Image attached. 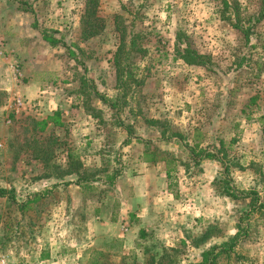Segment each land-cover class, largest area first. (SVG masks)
<instances>
[{
  "label": "rangeland",
  "instance_id": "obj_1",
  "mask_svg": "<svg viewBox=\"0 0 264 264\" xmlns=\"http://www.w3.org/2000/svg\"><path fill=\"white\" fill-rule=\"evenodd\" d=\"M96 1L92 14L87 0H0V14L14 21L0 25L2 32L6 27L15 35L21 26L26 37L20 45L37 49L1 50L6 85L0 86V256L38 264L43 252L58 248L57 261L46 264H86L97 249L78 252L73 244L88 240L87 217L101 200L109 212L117 210V183L83 196L68 176H56L67 149L87 175L104 178L132 169L145 146L150 157L175 159L170 166L186 162L187 168L172 170L175 202L165 221L134 234L135 247L109 250L107 264H195L212 247L213 264H264V181L258 168L249 169L255 177L236 174L223 159L211 182L198 181L196 158L203 152L184 146L202 116L197 110L203 95L209 91L211 99L228 80L239 52L255 50L256 61L264 58V0ZM236 21L249 29L248 38L232 26ZM87 22L100 29L96 35H87ZM132 36L139 49L121 51L128 87L119 89L114 54L121 39L128 43ZM184 41L209 54V63H184L177 50ZM248 72L242 68L240 78H255ZM30 79L39 85L34 94L25 93ZM36 149L50 151L49 159L42 151L44 158H36Z\"/></svg>",
  "mask_w": 264,
  "mask_h": 264
},
{
  "label": "crops",
  "instance_id": "obj_2",
  "mask_svg": "<svg viewBox=\"0 0 264 264\" xmlns=\"http://www.w3.org/2000/svg\"><path fill=\"white\" fill-rule=\"evenodd\" d=\"M13 23L14 21L7 20L5 14H0V25L5 26ZM20 28L15 29V35H13V30L7 32L6 27L3 32L0 29V52H3L1 50L5 52L6 50H37L31 45H27L26 42L20 45L22 42L20 38L26 37L22 31H19ZM252 53H255V50L239 52L240 58H236L231 63L233 68L229 73L228 80L226 82L223 80V84L216 86L218 89L213 90L211 99L208 98L209 91H207L200 101L197 111L202 116L197 126L192 129L191 137L184 142V146L188 150L191 147L190 150L193 152L202 151L201 157L205 154L202 158L200 156L199 159L196 158L199 166L196 173L198 181L211 182V177L217 173L215 168L218 169L222 165L218 162L223 159L231 171L240 175L255 177L256 175L249 169L257 167L259 176L264 181V58L258 57L259 59L256 61ZM3 55H5L4 52ZM257 55L259 54L257 53ZM1 59L0 57V61ZM254 64L262 69L254 70ZM242 68H246L249 75L255 76V78H240ZM5 70L10 74V67ZM1 73L2 69L0 68ZM34 81V79L28 81L25 86L26 94L36 93L39 85ZM1 83L6 85L0 77V86ZM212 86L209 87L213 88ZM3 89H6V86ZM210 108L212 109L211 114L208 115ZM126 138V143L131 141L130 136ZM142 148L141 153L137 154L136 162H132V169L117 171L109 176H104V178L93 177L91 181L94 187L91 189L93 191L99 190L100 186L107 183L113 184L116 181L118 207L116 211L109 212L107 200H101L94 213L87 217L86 237L88 236V240L73 244L74 247L76 246V251L84 252L88 249L114 252L121 249L129 250L135 247L132 239L134 234L138 236L140 231L156 229L157 225L165 221L166 214L171 212L175 196L169 189L172 172L167 176L166 162L169 160L174 164L175 159L165 158L159 154L150 157L146 154L145 146ZM181 166H183V170H180ZM186 166V162H178L174 165L173 171L177 174L180 171L184 173ZM184 179L185 176H182V180ZM76 181V175L68 176L67 182L76 189H80L79 192H82L83 196L86 195L87 189H82L80 183L78 184ZM72 251L74 252V249ZM43 254L46 257L42 259L40 255L36 260L38 264L55 263L58 259L57 256H60L58 248H51ZM67 258L72 262L76 259L72 255H68Z\"/></svg>",
  "mask_w": 264,
  "mask_h": 264
},
{
  "label": "trees",
  "instance_id": "obj_3",
  "mask_svg": "<svg viewBox=\"0 0 264 264\" xmlns=\"http://www.w3.org/2000/svg\"><path fill=\"white\" fill-rule=\"evenodd\" d=\"M97 1L96 0H87V4H90V7H92L91 9V13L94 14L96 12L95 8L97 6ZM236 15H238V12H235ZM88 25H90V30H86V33L88 36H93L96 35L99 32V28L95 29L93 28V24H89V22H87ZM233 27L235 28H239L244 36L246 38L249 37L250 31L248 28H245L244 25H241L238 21L234 22L232 24ZM178 39V36H176ZM136 36H132L128 43L125 42L123 40V38L121 39L116 52H115V56H114V66H115V70H116V75H117V87L120 88H125L128 87V83L126 82L125 79L122 78L123 74L127 73V70L122 68L121 66V51L122 50H138L139 48L136 46ZM177 50H179L178 55L179 57L183 60L184 63L188 64V65H194V66H205L209 63V59H210V55L209 54H201L199 53L197 50L193 49L192 47H190L189 43H187L186 41H184V47L183 48H178L177 46ZM133 81V80H132ZM110 101V100H109ZM45 123V121L43 122ZM179 134H176V136H178ZM43 152L44 153V157H47L49 155H51L50 151H48L47 149L44 150H38L36 149V152L38 154L35 155L36 158H44L42 155L39 154V152ZM160 158V157H158ZM46 160H48L49 158H44ZM170 162L169 160L166 162V170H167V176L170 175V173L172 172V170H174V166H170L169 165ZM49 166V165H48ZM50 167L55 168L57 171L60 170L61 168L59 166H57L56 164L52 163L50 164ZM76 175L77 176V183H80V186L82 189H93V185L91 184V181L93 179V177L90 175H87L84 170H83V164L82 162L78 159V156L75 154V151L72 150L71 148L67 149L66 152V162H65V167L64 170H60V172L56 175L57 178H63L64 176H69V175ZM111 180V179H110ZM228 195L230 196H234L235 193L234 192H228ZM143 232V231H142ZM245 234V233H244ZM234 241V240H233ZM233 244H230V246L228 248H224L222 251L226 252L229 248H231ZM214 247L210 248L208 251L202 253L203 257L202 260L200 262H197L195 264H213L214 260H215V255H217V252H214ZM114 252V251H112ZM117 252V251H115ZM110 253V251H102V250H93L91 252L90 257L88 258L86 264H107L106 259H107V254ZM46 255L42 254L41 258H45ZM135 261V260H134ZM161 261H154L151 260L149 263L150 264H159ZM120 264H129L128 262H123V260L120 262Z\"/></svg>",
  "mask_w": 264,
  "mask_h": 264
},
{
  "label": "built area",
  "instance_id": "obj_4",
  "mask_svg": "<svg viewBox=\"0 0 264 264\" xmlns=\"http://www.w3.org/2000/svg\"><path fill=\"white\" fill-rule=\"evenodd\" d=\"M1 55H3V52H0ZM12 70V68H10ZM17 102L19 104H22L23 102L18 98ZM0 264H17L11 260H9L7 257L5 256H0Z\"/></svg>",
  "mask_w": 264,
  "mask_h": 264
}]
</instances>
